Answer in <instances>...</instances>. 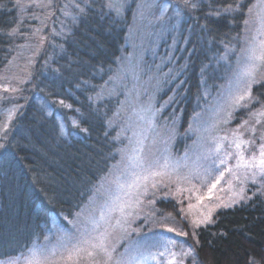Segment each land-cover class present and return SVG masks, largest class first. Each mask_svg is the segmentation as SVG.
Returning a JSON list of instances; mask_svg holds the SVG:
<instances>
[{
    "label": "trees",
    "instance_id": "trees-1",
    "mask_svg": "<svg viewBox=\"0 0 264 264\" xmlns=\"http://www.w3.org/2000/svg\"><path fill=\"white\" fill-rule=\"evenodd\" d=\"M137 1L118 12L110 0H0V260L26 253L52 220H71L117 164L124 140L113 123L124 90L115 79L129 52ZM254 2L195 0L185 13L170 75L180 73L181 83L168 107L181 132L203 91L229 72ZM251 92L252 106H264V82ZM261 182L194 229L199 264H264Z\"/></svg>",
    "mask_w": 264,
    "mask_h": 264
},
{
    "label": "rangeland",
    "instance_id": "rangeland-1",
    "mask_svg": "<svg viewBox=\"0 0 264 264\" xmlns=\"http://www.w3.org/2000/svg\"><path fill=\"white\" fill-rule=\"evenodd\" d=\"M131 1L116 0L118 12ZM194 1L190 0L191 4ZM192 8L186 7L183 0L137 1L129 52L118 66L121 77L115 79L124 90L120 119L113 123L120 129L118 140H124L117 164L71 220L66 218V224L52 220L43 238L26 253L0 260V264H76L78 258L70 251L72 245L82 234L91 237L105 231L111 233L109 244L116 249L112 264L129 255L136 256L143 264H165L171 259V253H176L177 260L183 259L184 264H199L194 258L192 235L197 227L192 222L203 221L209 214L212 222L215 212L246 200L253 186L262 185L263 177L252 175L256 168L236 165L241 152L245 160L253 154L259 156L260 144L264 142L260 139L264 116L252 113L264 110V106H252V100L241 102L248 107L236 106L233 101L250 80L245 74L251 63L249 57L253 55L250 49L256 55L261 51L264 0H256L251 13L248 12L238 50L232 51L234 58L229 72L216 89L203 91L187 129L181 132L176 112L169 109L176 97V87L181 83L177 84L175 79L181 74L170 75L177 70L174 49L181 41L178 40L181 23ZM182 45L187 46L184 41ZM262 73L264 68L257 73L260 82L251 84V91L254 85L264 82ZM172 87L174 91L169 96L167 92ZM158 101L161 104L157 105ZM257 119L261 123L257 124ZM245 120L247 124H243ZM252 127L257 129L255 136L249 130ZM179 140L181 145L176 146ZM249 140L254 143H244ZM236 143H240L239 149ZM154 172L165 175L154 176ZM221 172L223 179L209 193L208 188ZM145 187L147 195H142ZM198 195L203 197L202 201L196 199ZM137 199L141 203L137 204ZM161 202L168 203V208L162 209ZM170 206L175 210L174 215ZM118 219L127 221L124 224L127 233L120 227L113 228ZM168 227L174 231L168 232ZM168 240L175 244H168L165 251L163 245ZM161 251H165L164 256L159 255ZM182 253L188 255L182 256ZM105 260L102 253L88 256L81 252L78 264H105Z\"/></svg>",
    "mask_w": 264,
    "mask_h": 264
},
{
    "label": "snow or ice",
    "instance_id": "snow-or-ice-1",
    "mask_svg": "<svg viewBox=\"0 0 264 264\" xmlns=\"http://www.w3.org/2000/svg\"><path fill=\"white\" fill-rule=\"evenodd\" d=\"M17 3H19V0H17ZM183 3L186 7H195L194 4H191L190 0H183ZM108 7L110 8H116L117 11L119 10V6L116 3V0H110V3L108 5ZM232 8V5H229L227 9H225V11H228ZM252 9L249 8V13H251ZM211 14V13H210ZM216 15H219V13L217 12ZM262 20V27H264V17H261ZM245 23L247 24L248 21H245ZM6 35H14V32H8L6 33ZM261 35H264V32H261ZM259 48H260V54L256 55L255 54V50L254 49H250V51L253 52V55L249 57V59L251 60V63L248 65V68L246 70V75L250 78L248 85H246L245 89L243 90L242 93L238 94L235 98H234V104L236 106H243V107H248V104H242L241 102L245 101V100H249V102H251L252 99H255L254 97H252V92H251V84L253 83H258L260 82V80L257 78V73H260L261 68H264V41H260L259 43ZM261 77L264 78V73L261 74ZM229 115H231V113H229ZM253 116H264V110L259 111V112H253L252 113ZM248 121L245 120L243 122V124H247ZM256 123L259 124L261 123V121L259 119L256 120ZM243 124L241 125V127H243ZM253 136H255L257 129L255 127H252L249 129ZM260 139L261 141H264V131L261 132L260 135ZM244 143H254V141L249 140V141H244ZM240 143H236V148L239 149L240 148ZM2 147V146H0ZM239 159L237 161V167H246V168H256L257 171L253 172V177L259 175L261 177H264V142H262L260 144L259 147V156L257 157L255 154H253L248 160L244 159L243 153H239ZM221 163L223 164L224 161L221 160ZM165 167H167V165H165ZM227 171L231 172V169H227ZM152 175L154 176H163L165 175L164 172H154L152 173ZM223 179V172H221L219 174V176L216 178L215 183H212L211 186L208 188V192L211 193L213 189H215L216 185L220 183V180ZM252 183L255 184L256 180L255 178L252 180ZM152 187H156V184L153 183ZM187 190V189H186ZM142 195H147V188H144L143 193H141ZM196 199L198 201H202L203 197L202 196H197ZM137 204L141 203V201L139 199H137L136 201ZM150 203H154V201H150ZM191 207V206H190ZM182 211V209H181ZM125 215H130L129 214H125ZM70 224L73 223L72 221H68ZM210 223L211 222V215L209 214L205 220L200 221V220H194L192 222L194 227H200V225L202 223ZM127 221L124 219H118L116 221V224L113 226V228L115 229L116 227H120L122 231H124L125 233H127V227L124 226V224H126ZM75 226V225H74ZM168 232H173L174 229L171 227H168L166 229ZM178 235L180 233H177ZM111 235V233L105 231L103 233H99L96 236H91V237H85L82 234V237L75 243L72 245V249L70 250L72 253H75L77 258L79 259V255L81 252H86V254L88 256H94L96 252L102 253L105 257V264H112V253H114L116 251L114 246H110L109 244V236ZM186 235V234H185ZM168 244H175V241L172 240H168L164 245V249L165 251L168 250L167 246ZM87 245V248H85L84 246ZM155 246V245H153ZM165 251H161L159 252L160 256H164L165 255ZM171 259H168L165 261V264H184L183 259L177 260V256L176 253H171ZM182 256H187L188 253H182ZM69 259H71V255L69 256ZM78 259L76 264H78ZM153 259H155V256H153ZM115 264H143V261H140L136 258V256L134 255H129L127 257H121L120 259H117L115 261ZM249 264H255L254 260H250Z\"/></svg>",
    "mask_w": 264,
    "mask_h": 264
}]
</instances>
